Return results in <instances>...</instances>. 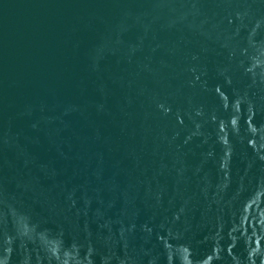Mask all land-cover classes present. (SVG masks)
<instances>
[{
    "label": "water",
    "instance_id": "95a60500",
    "mask_svg": "<svg viewBox=\"0 0 264 264\" xmlns=\"http://www.w3.org/2000/svg\"><path fill=\"white\" fill-rule=\"evenodd\" d=\"M0 264H264V0H0Z\"/></svg>",
    "mask_w": 264,
    "mask_h": 264
}]
</instances>
